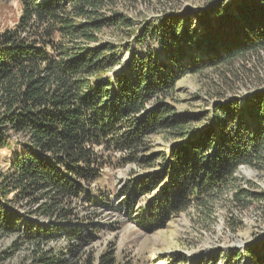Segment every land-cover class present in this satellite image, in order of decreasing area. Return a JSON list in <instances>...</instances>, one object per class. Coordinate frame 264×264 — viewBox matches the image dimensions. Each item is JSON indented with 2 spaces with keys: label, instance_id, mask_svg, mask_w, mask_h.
<instances>
[{
  "label": "trees",
  "instance_id": "16d2710c",
  "mask_svg": "<svg viewBox=\"0 0 264 264\" xmlns=\"http://www.w3.org/2000/svg\"><path fill=\"white\" fill-rule=\"evenodd\" d=\"M118 1L19 0L14 28L0 30L2 264H119L112 250H83L95 238L86 213L108 205L114 166L143 170L123 204L132 215L146 199L130 220L147 233L225 192L241 211L262 198L236 174L264 172V89L215 104L193 131L203 115L178 114L174 97L184 76L264 50V0L188 9L135 31ZM106 32L126 42L100 41ZM157 136L171 143L153 155ZM245 254L264 264V236Z\"/></svg>",
  "mask_w": 264,
  "mask_h": 264
},
{
  "label": "rangeland",
  "instance_id": "374dc122",
  "mask_svg": "<svg viewBox=\"0 0 264 264\" xmlns=\"http://www.w3.org/2000/svg\"><path fill=\"white\" fill-rule=\"evenodd\" d=\"M237 1L241 0H119L114 10L131 20L135 31L145 22L153 25L164 15L207 9L219 2L232 5ZM20 14L19 0H0V30L14 28ZM99 39L111 43L121 41L108 32L99 35ZM127 56L128 52L124 54L125 58ZM175 89L176 112L203 115L201 120L193 121L191 131L202 128L208 124L215 104L229 99L242 102L248 94L264 89V50L228 65L188 74L177 82ZM169 143L170 139L164 140L163 136L153 137L149 153L157 155L167 151ZM0 168H5L4 159H0ZM142 171L135 164H124L106 172L107 183L103 186H106L104 199L108 205L92 207V212L86 213H95L86 221L90 224L88 231L93 226L95 238L89 239L84 252L98 255L112 250L119 264H184L178 263L177 257L185 259V264H247L246 247L253 246L264 236L263 171L245 166L237 171V186L262 197L247 209L234 208L231 193L225 192L206 208H191L152 233L143 231L130 220L146 199L136 200L132 215L123 204L127 182ZM9 242L0 243V250ZM4 264H14V258Z\"/></svg>",
  "mask_w": 264,
  "mask_h": 264
}]
</instances>
